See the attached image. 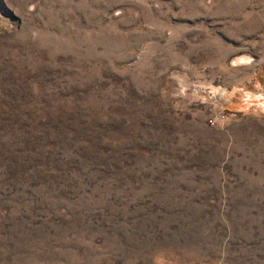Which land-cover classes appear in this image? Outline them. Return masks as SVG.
<instances>
[{
    "label": "rangeland",
    "instance_id": "1",
    "mask_svg": "<svg viewBox=\"0 0 264 264\" xmlns=\"http://www.w3.org/2000/svg\"><path fill=\"white\" fill-rule=\"evenodd\" d=\"M0 264H264V0H0Z\"/></svg>",
    "mask_w": 264,
    "mask_h": 264
}]
</instances>
